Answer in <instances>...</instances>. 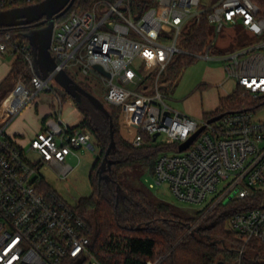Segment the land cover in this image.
<instances>
[{
  "label": "built area",
  "instance_id": "1",
  "mask_svg": "<svg viewBox=\"0 0 264 264\" xmlns=\"http://www.w3.org/2000/svg\"><path fill=\"white\" fill-rule=\"evenodd\" d=\"M37 2L0 0V10ZM132 2L101 0L83 12L74 9L55 18L49 51L56 66L45 77L34 67L32 47L0 27V51L23 55L33 71L30 83L17 82L0 107V264H102L91 250L85 217L55 189L44 188L41 172L53 167L66 177L73 170L68 156H78L76 150L89 144L92 133L68 126L58 117L59 111L31 138L28 149L5 132L9 121L40 91L53 90L50 81L63 69L77 68L85 76L99 77L106 87L105 101L119 107V130L126 140L141 146L149 138L157 142L164 137L161 143L169 148L156 160L151 188L166 183L177 198L203 207L210 204L208 210L229 197L264 193V122L255 120L250 110L228 113L212 123L197 120L170 107L160 90L176 54L211 58L213 40L201 54L179 46L201 21V0H153L140 15ZM258 12L252 0H220L210 7L207 19L217 32L225 24H242L260 36L264 18ZM221 59L238 86L255 98L264 95V40L227 52ZM203 125L190 146L180 151V145ZM228 222L244 244L264 242L263 207L244 209ZM161 259L147 264H159Z\"/></svg>",
  "mask_w": 264,
  "mask_h": 264
},
{
  "label": "trees",
  "instance_id": "2",
  "mask_svg": "<svg viewBox=\"0 0 264 264\" xmlns=\"http://www.w3.org/2000/svg\"><path fill=\"white\" fill-rule=\"evenodd\" d=\"M97 1L101 0H75L64 15L74 9L83 12ZM152 1L134 0L133 11L140 15ZM252 1L259 6L258 16L264 18V0ZM24 5L26 4L17 3L9 8ZM203 9L199 25L192 34L183 37L179 42L182 49L194 54L205 52L213 40L207 19L210 7ZM35 28L30 24L6 29L12 32L14 40H22L32 47L26 33ZM12 52L16 55L15 64L10 75L0 83V99L15 82L20 80L30 83L33 75L25 57ZM195 59L194 55L176 54L167 69L168 74L175 77L192 65ZM36 71L42 73L40 68ZM80 84L92 92L86 84ZM242 92L248 93L238 86L235 91L222 97L221 106L208 113L205 119L240 110L253 112L264 105V95L249 100L241 96ZM66 96L69 94L66 93L64 99ZM75 102L83 114V119L73 129L90 131L98 146V156L89 173L92 193L82 197L76 208L88 223L92 239L91 250L102 264H147L148 260H157L169 251L160 264H218L219 261H224V264L228 261H236L238 264H264V242L252 240L244 244L233 232L226 229V221L233 214L255 206L264 208V193L219 202L186 234L208 210L210 204L190 213L156 197L139 178L142 172L154 176L158 156L169 147L153 141L152 138L147 139L141 146H135L126 140L119 130L117 106L106 105L104 102L110 112V115H106L85 96L80 100L75 99ZM110 117L114 122L115 145L108 154L111 165L107 164L102 170V162L111 141ZM44 188L51 187L46 183ZM90 213L94 214L95 227L90 221Z\"/></svg>",
  "mask_w": 264,
  "mask_h": 264
},
{
  "label": "rangeland",
  "instance_id": "3",
  "mask_svg": "<svg viewBox=\"0 0 264 264\" xmlns=\"http://www.w3.org/2000/svg\"><path fill=\"white\" fill-rule=\"evenodd\" d=\"M219 1L201 0V7L209 8ZM210 33L214 41V47L210 50L211 58L196 57L192 65L183 69L175 77L169 75L167 70V73H165L160 83V90L165 102L173 109L197 120H204L208 113L214 112L221 106L222 97L227 96L238 88L237 81L234 78H229L226 74L224 68L225 62L221 59L222 55L234 51L244 46V44L248 45L256 41L264 40V35L257 36L251 34L242 24H236L234 26L225 24L220 32H217L215 24H210ZM181 54L185 55L184 53ZM68 72L78 82L86 84L93 94L108 105L105 101L106 87L97 75L85 76L79 73L77 68H68ZM50 86L53 90L40 91L37 98L31 104H35V101L40 98L43 92H48V94L52 95L54 101L58 104V96L63 97L66 92L55 79L50 81ZM241 96L249 100L256 99L251 94L245 92H242ZM75 103L73 97L70 95L66 96L65 108L67 106H75ZM253 113L255 120L264 122V105L253 111ZM9 132L7 129V135L16 140L13 135L8 134ZM163 138L161 136L157 143H161ZM30 140H28L29 142H25L24 147L29 146ZM76 151L78 156L70 155L67 158V162L70 163L73 170L66 177L60 176L57 168L45 167L41 170L47 186L55 189L67 202L74 206L78 204V201L82 197H87L92 193L89 173L98 156V146L95 139L92 138L88 145ZM139 178L144 186L153 192L156 197L172 203L180 209L195 213L204 206L177 198L166 183L151 188L149 183L154 180V177L149 173L142 172L139 174ZM222 186L223 182L219 185V188H222ZM89 217L92 225L95 227L94 214L90 213ZM201 217L194 225H197L203 220L204 217ZM193 228H189L186 234H189ZM226 229L230 231L228 220L226 221ZM226 264H238V262L228 261Z\"/></svg>",
  "mask_w": 264,
  "mask_h": 264
},
{
  "label": "water",
  "instance_id": "4",
  "mask_svg": "<svg viewBox=\"0 0 264 264\" xmlns=\"http://www.w3.org/2000/svg\"><path fill=\"white\" fill-rule=\"evenodd\" d=\"M75 0H42L34 4L12 7L5 10H0V27H15L20 25H34L36 28L26 33L32 45L33 55H34V67L40 68L41 74L45 77L48 72L53 70L56 66V62L50 54V45L53 34L54 19L62 16L69 8L73 5ZM96 68L101 72L106 73L100 65ZM54 79L60 84L64 91L76 100H80L82 96L89 99L97 108L103 111L106 115H110L109 110L105 106L104 102L97 97L92 92L88 91L79 82H77L73 77H71L66 70L59 71ZM224 114L214 115L207 120L208 123L215 122L221 119ZM205 128L203 125L192 137L187 141L183 142L179 150L183 151L190 146V144L195 140L197 135ZM110 135L111 141L107 148L104 160L102 162L103 169L106 165H111L108 160V154L111 148L115 145L114 138V122L110 117ZM158 134H155L154 140H156ZM231 197L227 198L225 202L230 200ZM211 210V209H210ZM210 210L205 212L201 218H203ZM170 252V251H169ZM165 254L160 263L169 254ZM79 261L76 264H80ZM159 263V264H160ZM218 264H224V261H219Z\"/></svg>",
  "mask_w": 264,
  "mask_h": 264
},
{
  "label": "crops",
  "instance_id": "5",
  "mask_svg": "<svg viewBox=\"0 0 264 264\" xmlns=\"http://www.w3.org/2000/svg\"><path fill=\"white\" fill-rule=\"evenodd\" d=\"M15 60L16 55L12 51H0V83H2L12 72ZM17 82H15L2 96L0 99V107L6 103L10 92L13 90ZM58 101V104H56L52 95L48 94V92H43L40 95V98L35 101V104H27L9 121L5 128V132L7 133L8 129L10 131L8 134L13 135L17 143L24 147L25 142L34 137L36 133L42 129L47 119L57 117V111H59L58 117H60L68 126L74 127L79 124L83 119V114L79 108L76 105H73L72 107L67 106L65 108L64 103L66 102V98L64 99V96H58ZM27 147L29 146L24 148L27 149Z\"/></svg>",
  "mask_w": 264,
  "mask_h": 264
}]
</instances>
